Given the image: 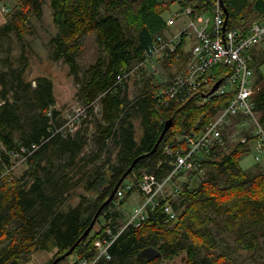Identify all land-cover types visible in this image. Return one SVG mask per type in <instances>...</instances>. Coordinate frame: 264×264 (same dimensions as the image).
I'll return each mask as SVG.
<instances>
[{"label":"trees","instance_id":"1","mask_svg":"<svg viewBox=\"0 0 264 264\" xmlns=\"http://www.w3.org/2000/svg\"><path fill=\"white\" fill-rule=\"evenodd\" d=\"M218 2L49 0L58 30L50 40L51 59L64 61L80 87L77 97L84 101L77 103L87 105L90 111L82 125L101 118L96 125L95 157L80 166L75 175L67 167L78 166L77 159L87 141L78 131L71 134L62 128L65 119L61 120L56 109L52 79L40 76L35 86L26 79L31 64L27 36L32 33V19L43 16L46 0H20L11 9L0 27V45L15 40L20 54L0 58V65L8 69L0 68V143L4 146L0 175L12 165V157L26 158L33 165V183L27 186L22 179L9 176L0 181V264H28L39 250L53 254L46 263L51 264L71 249L132 163L152 152L165 122L173 117L174 124L157 151L139 160L127 179L135 183V191L139 180L152 176L160 181L172 172L174 161L164 153V147H175L180 135L206 128L232 95L205 99L207 92L185 104L163 105L157 99L162 77L159 82L158 77L145 71L140 77L144 80L140 94L130 99L122 95L128 80L120 83L118 76L142 61L154 37L167 29L166 13L179 5L190 6L195 13L214 14ZM223 2L229 13L228 30L246 34L252 22L264 20V0ZM91 36L96 38L102 55L81 74L78 57ZM184 45L183 41L181 51ZM173 64L164 62L163 67ZM229 73L228 66L215 69L218 81ZM255 88L252 100L264 125L263 76ZM97 100L99 113L90 107ZM250 151L249 143L238 142L226 150L205 152L199 158L206 170L204 177L193 185L181 183L177 196L168 198L179 213L177 219H169L160 208L150 212L139 227H126L111 246L110 259H100L97 264H231L229 247L217 253L224 235L234 236L235 250L257 252L264 239V168L257 165L253 171H245L240 167L239 159ZM103 155L105 160L96 165ZM45 159L48 161L42 165ZM78 188L97 197L89 201L83 196L76 207L65 211L68 199ZM130 195L105 208L101 218L106 224L102 225L99 218V229L75 250L74 264L96 256L94 243L104 236L106 226L115 233L124 228L126 223H121L116 207ZM146 249L159 255L141 258Z\"/></svg>","mask_w":264,"mask_h":264},{"label":"built area","instance_id":"2","mask_svg":"<svg viewBox=\"0 0 264 264\" xmlns=\"http://www.w3.org/2000/svg\"><path fill=\"white\" fill-rule=\"evenodd\" d=\"M166 16L167 29L157 34L144 58L118 76V81L125 82L145 71L158 77L164 62L174 61L182 70L172 77L162 80L163 86L157 94V99L163 105L174 102L185 104L198 94L210 92L218 82L215 69L219 66H228L230 73L224 77L220 87L205 99L214 96L222 97L232 95L226 106L221 109L215 119L203 130L184 133L178 137L175 147L165 146L164 153L171 156L174 161L172 172L163 180H156L148 176L138 181V190L142 202L135 207L134 213L124 226L115 233L110 226H106L104 236L94 243L96 256L93 259H82L79 264H97L100 259H110L109 250L118 236L130 225L139 227L143 221L150 217V212L162 209L171 220H176L179 213L168 199H173L180 191V184L187 182L189 176L200 175L203 167L200 157L212 149L228 148V135L235 122L246 134L237 142L243 144L253 143L256 152L255 160L262 163L264 155V125L256 110L252 98L255 93L254 74L250 64V51L264 42V20L251 23L246 34L240 30H228L224 33L225 13L217 3V8L211 17L207 13H195L193 8L177 6ZM1 12L8 15L11 7H1ZM171 29H175L171 32ZM192 41L191 48L186 45ZM185 42L184 49L180 50ZM183 58L186 61L181 63ZM159 78V77H158ZM90 107L95 113L100 112L99 101L93 102ZM89 107L76 103L64 114L65 123L62 128L67 133L75 134L85 119H89ZM231 142V141H230ZM21 158L20 161H26ZM13 167L0 175L1 179L7 177ZM135 183L125 181L118 190L115 202L118 204L128 194L134 193Z\"/></svg>","mask_w":264,"mask_h":264},{"label":"rangeland","instance_id":"3","mask_svg":"<svg viewBox=\"0 0 264 264\" xmlns=\"http://www.w3.org/2000/svg\"><path fill=\"white\" fill-rule=\"evenodd\" d=\"M176 6V5H175ZM15 7V6H14ZM174 7V6H173ZM178 7L174 8V11H177ZM168 13L165 14L167 16ZM206 16L211 17V13H207ZM32 33L27 36V40L31 45V64L30 69L26 75V79L30 81H35L40 76H46L53 81L54 86V94L57 100L56 109L60 111L61 114V120L64 117L65 112L72 108V106L76 105L81 100L77 97L80 91V87L77 83H75L74 77L70 75V67L65 64L64 61L54 62L51 59V53H50V40L52 37L56 36L58 34V30L55 27L53 23L52 18V9L49 5V0H46V3L44 5V12L43 16L40 19H37L34 17L32 19ZM14 39V38H13ZM189 44H192L191 40H188ZM259 48H262V59L255 60L253 59L251 68L253 70L254 74V81L255 83L260 78V76L264 77V42L263 44H260ZM12 51V52H10ZM20 54V48L16 44L15 40L12 41H4V43H1L0 45V58H5L7 56H10L11 58L14 56H17ZM101 51L98 47L96 38L91 36L88 37L85 41V47L83 49V52L78 57V62L81 69V74L84 73L88 68L99 60L101 57ZM1 69L8 70L7 66L1 64ZM182 70L181 67L178 68V65L171 66L170 68H164L162 66L161 73L158 75L159 82L161 81V75H164V78L172 77L176 73L180 72ZM143 74V73H142ZM135 76L128 80L126 83L127 86L124 87L123 90V96H128L130 99H134L137 97L142 88L144 80L143 78H140ZM149 74V73H148ZM163 78V77H162ZM163 78V79H164ZM33 85L35 86L36 83L34 82ZM1 103V99H0ZM101 118H99L96 123H84L81 128L78 130L77 134L80 133L82 137L85 138L87 141L85 144V148L82 152V154L77 159L78 166L73 167H67V170L72 173V175H75L77 173V169L79 170L80 166H84L89 160L93 159L96 154V144H95V138H96V125L98 121ZM240 122H235L234 126L231 127L227 139L228 145H234L238 143L237 141L244 137L246 134L245 130L242 129L240 126H237ZM76 134V135H77ZM231 141V142H230ZM4 152V146L2 143H0V157L2 156ZM256 152L254 149H252L249 154L242 156L239 159V165L240 167L245 171H253L255 167L257 166V161L255 160ZM264 162V155H263ZM105 160V156H101L99 160H97V164L102 163ZM48 159H45L42 161V165H45L47 163ZM1 163V158H0ZM11 166H6L4 168L5 173L7 169L10 167H13L12 171L8 173L7 176L10 178L15 179H22L23 183L27 184V186L32 185L33 178L31 177L32 173V164H30L28 161H20L18 157H12L11 159ZM93 167L90 165L89 168ZM2 173V174H3ZM206 170H203V173L200 175H194L193 177L189 176L187 178V183L192 184L199 179V177H204ZM134 179V178H133ZM128 181V179L126 180ZM86 196L89 201H93L97 195H94L92 193H88L84 188H78L72 196L67 201V204L65 206V211H68L72 207H76L81 197ZM142 202V196L140 191L137 189L134 191L133 194H131L125 202L120 205V207H116V210L121 215V223H126L131 218L132 214L134 213L135 207L138 206ZM115 204V203H114ZM88 214V213H87ZM86 214V215H87ZM101 218V217H100ZM102 225L106 224L105 220L102 219ZM99 229V226H95L93 229V232L90 234L93 236V234ZM225 240L221 241V246L217 253L224 252L226 249L228 253V259L231 262V264H264V243L261 246V248L255 252V253H249L247 251L243 250H235V241L234 236H226L224 235ZM264 242V239L261 240ZM204 256V254L202 255ZM53 258V254L48 253L43 250H39L34 253L32 260L28 264H46L48 261H50ZM77 261V256L72 255L71 257L63 260L60 264H74ZM177 264H183L181 261Z\"/></svg>","mask_w":264,"mask_h":264},{"label":"water","instance_id":"4","mask_svg":"<svg viewBox=\"0 0 264 264\" xmlns=\"http://www.w3.org/2000/svg\"><path fill=\"white\" fill-rule=\"evenodd\" d=\"M139 0H132V2H137ZM220 4H221V8L223 9L224 13H225V24H224V28L223 31L224 33L227 31V26H228V22H229V13L228 10L226 9L223 0H220ZM224 81V79H220L212 88V90L204 96H209L212 95L222 84V82ZM174 124V118L172 117L171 119H169L168 121L165 122L164 124V130L156 144V146L154 147V149L152 150L151 153L141 156L139 158H137L132 165L129 167V169L123 174V176L121 177V179L119 180V182L117 183V185L115 186L114 190L112 191L110 197L99 207L98 211L96 212L94 218L92 219V222L90 223L89 227L87 228V230L83 233V235L80 237V239L75 243V245L73 247H71V249H69L67 252H65L64 254L60 255L59 257H57L51 264H59L61 263L63 260L71 257L75 250L77 249V247L80 245V243L82 241H84L85 239H87L89 237V235L93 232V229L95 228L99 218L101 217L103 211L105 210V208L107 206H109L116 197V194L118 192V190L120 189V187L122 186V184L127 180L128 176L131 174V172L134 170L135 165L137 164V162L139 160H141L142 158H144L145 156H150L152 154H154L158 147L160 146L161 142L163 141L165 135L167 134V132L172 128ZM158 252L152 249H146L145 251H143L140 254L141 258H149V259H153L156 256H158Z\"/></svg>","mask_w":264,"mask_h":264},{"label":"crops","instance_id":"5","mask_svg":"<svg viewBox=\"0 0 264 264\" xmlns=\"http://www.w3.org/2000/svg\"><path fill=\"white\" fill-rule=\"evenodd\" d=\"M18 1H20V0H0V27H2L6 23V21H7V18H6L7 15L6 14H3L1 12V7L8 6V7H11V9H12L16 5V3ZM174 31H175V29H171V32H174ZM259 46L253 48L250 51V53H249L251 66H253L252 65L253 59H255V60L262 59V48H259ZM190 48H191V45L189 43H187L186 50H189ZM249 145H250L251 150L254 149L253 143L250 142ZM257 165L264 168V162L258 163ZM263 243L264 242H262V245H263Z\"/></svg>","mask_w":264,"mask_h":264}]
</instances>
